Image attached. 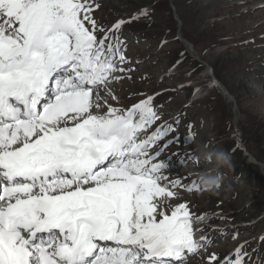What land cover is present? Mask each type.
Masks as SVG:
<instances>
[{
  "label": "snow or ice",
  "instance_id": "obj_1",
  "mask_svg": "<svg viewBox=\"0 0 264 264\" xmlns=\"http://www.w3.org/2000/svg\"><path fill=\"white\" fill-rule=\"evenodd\" d=\"M100 7L0 0V264H188L212 244L203 215L169 203L180 180L161 183L154 161L175 141L150 152L175 129L141 139L162 119L155 97L111 103L134 71L123 28L151 10L105 25ZM250 260L241 244L207 264Z\"/></svg>",
  "mask_w": 264,
  "mask_h": 264
},
{
  "label": "rangeland",
  "instance_id": "obj_2",
  "mask_svg": "<svg viewBox=\"0 0 264 264\" xmlns=\"http://www.w3.org/2000/svg\"><path fill=\"white\" fill-rule=\"evenodd\" d=\"M135 1L99 0L101 7L96 10L95 17L103 24L111 25L119 17L132 16L136 13L135 9L141 5L153 4L159 0H139V3H135ZM227 1L161 0V4L155 10L153 17V21L156 22L153 29H143L140 24L131 27L147 33L150 39L144 38L141 33L130 34L127 32V35L131 37L129 38L123 33L124 29L122 31L127 46V57L131 61L129 66H134L131 67L134 71L130 73L131 79L126 77L120 81L121 88H115L116 92L120 93L121 91V94L127 97L128 91L133 92L134 90L138 92L149 90V93L166 89L177 90L175 93L162 94L154 99L153 106L162 119L148 128L147 133L150 135L159 125H162L161 127L170 125L175 131L170 132L171 135H168L167 139H172L175 142L166 148V152L182 153L187 148L197 150L184 158V163L188 166L187 172L178 168L173 169L169 164H165L161 175L167 176L168 179H162L161 183L168 185L179 179L180 183H185L186 187L193 181L195 182L193 188L198 187L196 184L198 174L212 167L211 164L205 163L202 159H197L206 146H209L212 150L224 151L231 159V166L221 168L219 173L222 176V187L218 193L206 192L188 197L180 194L181 185L177 189H173L178 195L175 199L169 200L170 204L176 205L187 202L192 213L195 211L194 204H197L198 213L208 210L206 211L208 214L204 218L218 223L217 226H214L216 230L205 231L212 240L207 252L193 255L191 259L189 257L188 264H207V257L212 252L224 257L233 253L235 248L245 240L253 245L250 252L254 255L250 264H261L263 262L260 256L255 254L264 245V241L259 240L260 233L264 231V217L257 221L255 226L246 228L245 232L236 230L235 233L228 235L222 230L224 226H228L222 218V215L228 216L226 214L227 207L235 209L230 213L235 214L238 220L241 219L248 224L256 222L257 218L264 216L263 211L255 218L253 216L254 209L248 208L253 201H255V204H259L262 200L260 194L257 196L255 194L258 173L252 169H242L240 178L234 176L231 167L233 169L239 168L241 160L238 156L232 157L231 153L226 151L227 129L224 128L223 119H219L218 111L207 109L206 101L203 100V91H196L195 94L189 96V89L186 88L190 85L199 86L204 81L206 82L207 69L210 65L214 66L213 73L219 79V87H217L218 92L211 95V99L217 103L219 101V110L226 106L223 101L231 102V105H229L231 110L227 116L226 125L230 123V120L234 126L236 124L239 137L242 134L245 139L246 149L258 162L264 164V61L257 62L261 60V57L264 59V7H262L264 0H249L252 6L244 9L243 11L247 13L242 14L240 18L236 17L234 12L228 14L227 9H223V14L220 13L222 4ZM257 9H260V12ZM219 14L222 16L218 18ZM170 18L176 23L174 34L179 35V41L187 48L189 55L195 60L198 59L196 62L203 65L197 75L198 79L190 78L192 75L190 65H187L186 69L183 70L174 69L171 75L167 76L166 70L169 60L165 52L171 49L172 46H161L158 39L154 40L153 32L164 33L166 28L172 27L173 22ZM182 25L186 37L194 41L197 48L183 37L181 33ZM241 33H243V36H240ZM232 37H235V45L239 43L242 46L240 42L250 37L256 38L258 42L254 43L253 48L248 51L242 49L243 47L238 50L237 48H230V43L233 42L230 40ZM207 44L213 46L201 49L202 46ZM227 46H229V49L226 53ZM229 50L231 51L229 52ZM244 55L248 56L247 61L255 60L257 62L256 69L252 67L247 72L243 67H239L243 64L244 57L242 56ZM239 57L242 59L239 63L233 62ZM228 60L231 61L228 62ZM231 62H233V65H231ZM246 65L248 66V64ZM224 67L228 68L229 71L224 70ZM221 89L236 96L238 100L228 99L230 102L227 99L223 100L220 95H226L222 93ZM193 100L195 102L189 104ZM128 103L130 102H126V104ZM178 115L180 116L175 119ZM238 122L239 124H237ZM189 125L192 127L189 128ZM183 133H187L185 138H188L186 142L181 143L175 138V135L179 136ZM160 143L161 141L154 146L153 153L160 150ZM165 155L167 154L162 152L160 157L163 158ZM246 163H249L248 159H246ZM260 169L261 174L264 175L263 168L260 167ZM261 185L264 187L263 183ZM242 218H245V220ZM227 228L229 232L230 228ZM234 235L236 236L235 239H233Z\"/></svg>",
  "mask_w": 264,
  "mask_h": 264
},
{
  "label": "trees",
  "instance_id": "obj_3",
  "mask_svg": "<svg viewBox=\"0 0 264 264\" xmlns=\"http://www.w3.org/2000/svg\"><path fill=\"white\" fill-rule=\"evenodd\" d=\"M135 1V0H134ZM237 1H241L240 3H237ZM245 0H231V1H228V2H225L222 4V7H221V12L220 13H224V10L223 9H227V12L228 14H231V13H236V17L240 18L241 17V12L239 13V11L243 8H245L247 5H249V3H245L244 2ZM135 3H139V0H136ZM159 4H161V0H159L158 2L156 3H153V4H143L141 5L140 7L138 8H145V7H150V10H151V16L150 18H145V21L144 23L142 22H139V23H136L137 24H140L142 26L143 29H153L156 25V22L152 20L154 14H155V10L157 9V7L159 6ZM219 13V12H218ZM222 15L219 14L217 17H221ZM235 17V18H236ZM173 22V26L172 27H168L166 28L165 32L164 33H157V32H153V38L154 40L155 39H158V43L161 45V46H167V45H171L172 48L169 49L168 51H166V55H167V58L169 60V65L168 67L174 65L176 68H178L179 70H183V69H186V66L187 65H190V68H191V77L192 79H198L197 75L200 73V70L203 68V65H201V63H198L196 62L195 59H193L188 51H187V48L184 46V44L179 41V39L177 38V36L174 34V29L176 27V23L175 21L170 18ZM133 31H136L138 29H132ZM181 33L183 35V37L188 41L190 42L191 44L194 45L195 48H197L196 44L194 41H191L189 40L187 37H186V34H185V31H183V25H182V28H181ZM240 36H243V33H241ZM143 37L144 38H147V39H150V36L147 34V33H144L143 32ZM153 40V41H154ZM227 40V39H225ZM231 42L230 43V48H237L238 50H240L241 47H243L242 49L248 51L250 48H253L254 46V43H257V39L256 38H247L245 40H243L242 42V46L238 43L235 45L236 42H234L235 40V37H232L230 39ZM250 42V44H249ZM249 45V46H248ZM211 47L213 45H204L201 47V49L203 47ZM246 46V47H245ZM246 48V49H245ZM199 49V48H198ZM229 49V46H227V49L225 50L226 53ZM231 50H229L230 52ZM201 52V50H200ZM181 53H183V55H181ZM244 57V60H242L240 57L238 59H236V61H233L235 62L236 64L239 63V61L242 60L243 64H241L239 67L240 68H244L247 72L253 67L254 69H256L255 65L257 62H263L264 59L263 57H261V60H258L257 62L255 60H252V61H247L248 59V56L247 55H244L242 56ZM232 60V59H231ZM231 60H228L231 61ZM255 61V62H254ZM233 62H231V65H233ZM248 64V66L246 65ZM251 66V67H250ZM210 67L212 68V75L215 77V79L217 81H219L218 77L213 73V68H215L214 66H211ZM224 70H228V68H223ZM207 81L202 84H200L199 86H192L191 89H189V93L190 95H192L195 91L197 90H200V91H203L204 93V97H203V100L206 101V104L208 106V110H216L219 112V119H223V123H224V128L227 129V134H226V146H227V150L226 151H229L232 155V157L234 156H238V158L241 160L240 161V167L237 168V169H233V167H231V169L234 171L233 174L235 177H238L240 178L242 173L241 170L242 169H245V170H255L258 174V180L255 184V194L256 196L258 194H260V203L259 204H255V201H253L249 206L248 208H251V209H254V217H258L263 211H264V187H262L261 183L264 184V175L261 174V169L258 165H255L254 163H246V158L245 157H242V147L238 145L237 143V138L239 137V131L236 130V124L235 126L233 125V122L231 123V120H230V123H228L226 125V122H227V116L231 110V108L229 107V105H231L230 101L228 100L227 96H223V95H220L221 98H223V100L227 99L230 103L228 102H225L223 101L226 106L225 108H220L219 110V101L218 103L214 100L211 99V95L214 94V93H217V88L213 85V83L211 82V78L210 77H207L206 79ZM253 81V80H252ZM230 94V93H229ZM231 95V94H230ZM233 99L238 100V98L236 96H233ZM239 124V122L237 123ZM241 143L243 144V147L246 149V146H245V139L242 137V134L241 136L239 137ZM247 150V149H246ZM248 151V150H247ZM255 158V157H254ZM256 159V158H255ZM257 160V159H256ZM258 161V160H257ZM260 162V161H259ZM263 164V163H262ZM263 170V169H262ZM253 199V198H252ZM229 212H233L235 209L231 208V207H227L226 208ZM226 210V211H227ZM233 210V211H232ZM227 211V212H228ZM263 218V217H262ZM225 219L227 221H232V222H238V221H242L241 219L238 220L237 216L235 214H230L228 216L225 217ZM243 220H245V218H242ZM243 231H246V230H243ZM260 247V246H259ZM257 254L258 255H261L262 257H264V245L262 247V249L260 251H257Z\"/></svg>",
  "mask_w": 264,
  "mask_h": 264
},
{
  "label": "clouds",
  "instance_id": "obj_4",
  "mask_svg": "<svg viewBox=\"0 0 264 264\" xmlns=\"http://www.w3.org/2000/svg\"><path fill=\"white\" fill-rule=\"evenodd\" d=\"M228 1H231V0H228ZM240 2L241 1H237V3H240ZM244 2L245 3H249V0H245ZM251 6L252 5H250V3H249V5H247L243 9H241L240 12L242 14H246L247 12H244L243 10L246 9V8H248V7H251ZM147 8H150V7H147ZM140 9L141 8L135 9V12L137 13ZM257 10L260 12V9H257ZM251 13H253V12H251ZM174 15L177 16L176 13H174ZM129 17H131V16H128V17L122 16V17H119L118 19H121V18H129ZM152 20H153V18H152ZM144 21H145V18H141L140 20L131 22L130 24L126 25L123 28L124 29V32L123 33L126 34V35H127V32L130 33V34H135V33H138L139 34V33H141V35L143 36V32H141L140 30L133 31L131 27H133L134 25H136V23H139V22L144 23ZM176 35H177V38L180 39L179 35L178 34H176ZM129 38H131V37H129ZM250 38H252V37H250ZM142 39H144V38H142ZM249 44H250V42H249ZM130 67H134V66H130ZM174 69H177L174 65H172L170 67H167V70H166L167 71L166 72L167 73V76H170L171 73H172V70H174ZM208 69L210 70L211 67H208ZM208 69H207V71H208ZM209 75H212L211 70H210V74ZM130 76H131V74H130ZM207 76H208V72H207ZM214 79H215V77H214ZM216 82L219 85V81L216 80ZM117 87L118 88H121V83L120 82H118L117 84L114 85V91H115V94L119 97L120 103L118 105L116 104L115 101H111V103L114 106L123 107L125 109L128 108V107H130L132 104L138 102L139 100L147 98V96H149V95L154 96L156 98L159 95L166 94V93H170V92L171 93H175L177 91V90H174V89H166V90H158V91L149 93L148 92L149 90H147L145 92H138V91L134 90L133 92L128 91V95L126 97V96H123L121 94V91H120V93H117L116 92L115 88H117ZM215 87L217 88V86H215ZM186 88L191 89L192 86L190 85V86H187ZM125 91H127V90H125ZM197 91H199V90H197ZM141 93H143L144 95H140ZM195 93H196V91L193 94H195ZM138 96H140V97H138ZM189 96H191L190 93H189ZM126 102H130V103L126 104ZM177 118L178 117H175V119H177ZM161 126L162 125H159L158 127H161ZM236 130H237V128H236ZM168 135H171V133H169ZM186 135H187V133H183V134H181L179 136L176 134L175 135V138H177L181 143H184V142H186V139L188 138V137L185 138ZM140 136H141V139H144V138H146L149 135H148V133L146 131V132L141 133ZM166 140H167V137H165L164 140H161L160 145L163 144V143H165ZM237 143H238L239 146L242 147V156L245 157L246 159H248L246 156H244L243 149L245 151H247V150L243 147V144L241 143L239 137L237 138ZM153 150H154V146L150 149V152L153 153ZM195 151H197V150L196 149H189V148H187V149H184L182 151V153H179V152L169 153V152H166V149H164L163 150V154H167V155H165L163 158L160 157L158 160H155L154 162L155 163L162 162L164 164H169L171 166V168H173V169L178 168L180 170H184L185 172H187L188 171V166L184 163V158L186 156L192 154ZM247 152H249V151H247ZM197 159H202L205 163L211 164L212 167H210V168L206 169L205 171H202V172H200L198 174V176L196 178V184H197L198 187L193 188V190L191 192L187 191V187L185 186V183L184 184H181L180 183L179 185L182 186L181 189H180V191H179L180 194L189 197V196H195L196 194H199V193H206V192L211 193V194L218 193L219 190L222 187V176L219 173L221 172V168L230 167L231 166L230 156L227 153H225L224 151H222V150H212V148H210L209 146H206L200 152V155L197 157ZM248 162L249 163H252L250 161H248ZM188 182H189V180H188ZM178 186L175 189H177ZM196 205L197 204H194V206H195V211L193 213L194 220H195V217H197V216H200V215L205 216L206 214H208V213H206V211H208V210L201 211V212L198 213V211L196 209ZM226 214L229 215L231 213L228 211ZM225 217L226 216L222 215V218L225 221L224 223L227 224L228 226H224V228L222 230H223L224 233H227L228 235H231L232 233H235L236 230L240 232V231L245 230L246 228H250V227L255 226L256 223H257V221L261 220L262 217H264V216L257 218L256 222H253L251 224H248V223H246L244 221H238V222L227 221L225 219ZM241 223H244V224L241 225ZM217 225H218V223H215V221L206 220L204 218L202 221H199L195 225L196 227H199L200 229H202V232H198L197 233V236H199L201 234L208 235L206 232H208L209 230H216V228L214 226H217ZM227 227L230 228L229 232H228V228ZM243 232H245V231H243ZM262 236H264V231L261 232L260 235H259V240L260 241H261L260 238ZM242 244L245 245V250L250 254V257L252 258L253 255H254V253H251L250 250L252 249L253 245L251 243H249L248 240H245ZM259 251H260V249H259ZM255 255L258 256L257 253ZM259 256H260L261 260L263 261L261 264H264V257H262L261 255H259ZM190 259H191V256H190ZM251 264H254V263H251Z\"/></svg>",
  "mask_w": 264,
  "mask_h": 264
},
{
  "label": "water",
  "instance_id": "obj_5",
  "mask_svg": "<svg viewBox=\"0 0 264 264\" xmlns=\"http://www.w3.org/2000/svg\"><path fill=\"white\" fill-rule=\"evenodd\" d=\"M196 60H198V59H196ZM207 72H208V74H210V70H209V69H208ZM216 86L219 87L218 84H216ZM221 91H222V93H223L224 95H226V96L228 97L229 100H233V98H232V97H231L226 91H224V90H222V89H221ZM243 151H244V156H246V157L248 158V161H250V162H252V163H254V164L260 166V167L263 168V170H264V164L257 162V161L254 159V157H253L249 152L245 151L244 149H243Z\"/></svg>",
  "mask_w": 264,
  "mask_h": 264
},
{
  "label": "bare ground",
  "instance_id": "obj_6",
  "mask_svg": "<svg viewBox=\"0 0 264 264\" xmlns=\"http://www.w3.org/2000/svg\"><path fill=\"white\" fill-rule=\"evenodd\" d=\"M225 91V90H224Z\"/></svg>",
  "mask_w": 264,
  "mask_h": 264
}]
</instances>
